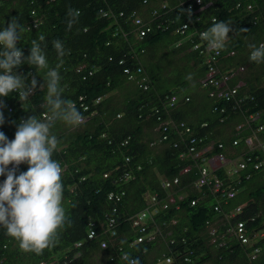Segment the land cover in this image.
<instances>
[{
	"label": "trees",
	"instance_id": "trees-1",
	"mask_svg": "<svg viewBox=\"0 0 264 264\" xmlns=\"http://www.w3.org/2000/svg\"><path fill=\"white\" fill-rule=\"evenodd\" d=\"M210 1L204 0L205 3ZM214 1L200 14L193 15L194 18L201 17L195 27L199 31H206L214 22L231 24L233 30L228 34L229 40L223 49L225 58L220 60V66L233 71L245 67V74L242 72L231 86L242 81L244 92L254 98L236 111L226 101L215 103L206 95L211 101L207 111L202 96L197 106V98H192L190 102L173 109L172 118H169L163 114L164 103L172 95H177V91L161 87V70L156 66H147L143 57L150 47L156 46L165 38L175 37L176 43L181 40L173 31L176 24L189 20L188 16L184 15L179 19L171 13L166 18L176 22L171 25L170 30L158 29L156 22H152L153 30L146 36L139 37L129 16L135 12L149 22L153 10L161 9L158 1L0 0V30L6 28L12 18L18 17L24 30L17 47L27 57L30 55L32 41L36 40L41 44L48 63L47 69H36L27 63L14 69L15 74L24 79L26 87H31L33 79L37 86L32 95L22 101L16 93L0 97V112L4 117L0 132L11 142L21 121L27 120L30 115L41 119L43 113H48L45 99L46 73L53 69L61 77L62 98L73 102L82 115L88 117L85 123L73 127L72 131L61 129L58 124L62 121H57L50 129V133L58 140L52 159L62 168V206L66 213L65 224L58 231L55 245L46 248L39 255L25 252L19 247V242L8 236L6 229L0 226V264H127L122 259L124 252L129 258L138 259L139 264H155L164 254L172 257L175 264H264V169L254 170L248 167L246 171L236 175L228 183L235 189L236 196L226 199V203L210 192L192 190L191 184L198 178L197 170L193 169L189 174L181 176V184L189 192L186 203L182 204L180 210L173 207L162 210L154 217V222L148 223L147 235H154L153 240L146 238L142 243H135L140 231L133 227L132 218L147 207L151 196L165 195L167 192L161 186L162 181L178 176L188 163L179 158L184 145L174 127L168 141L161 143L162 147L157 153L150 149L156 143L155 138L144 140L142 137L145 126L154 129L158 124L157 114L152 116L156 109L160 110L159 114L164 119H171L174 125L184 122L191 127L193 136H208L210 140L224 143L228 147L226 154L229 157L238 156L242 151L243 142L234 147L235 139L248 137L253 130L264 125V86L259 84L264 77V62L256 63L249 59L253 50L251 46L259 47L264 44V0ZM175 2L177 0L171 1ZM249 3L254 6V13L246 10ZM69 9L79 12L78 23L71 30L67 28ZM40 36L44 37L43 41L39 40ZM56 40L64 45L66 54L62 58L58 57L53 46ZM194 41L198 42V37ZM191 46L188 42L176 47L173 52L179 54L188 51L182 57L184 65L177 72L182 77L190 71L193 64L197 67L199 62H203L199 52L189 51ZM232 50L236 54L227 56ZM121 59L124 62L120 65ZM187 62L188 65H185ZM259 64L261 68L258 70L256 67ZM138 68H141V73H137ZM126 69L133 71V78L130 80ZM248 71H252L255 76L248 74ZM201 72L200 76L195 75L193 79L203 86L202 81L206 75L204 65ZM144 76L148 78L147 82L140 81ZM190 82L191 78L186 75L181 78L179 86H187ZM130 83L135 84L136 88L131 89ZM144 84L148 85L147 89H144ZM81 97H84L83 101L80 100ZM98 98L101 99L97 101ZM216 104L227 109L225 116L228 117L223 123H220L221 115L213 110ZM82 105H87L88 110L84 111ZM255 113L260 115L255 121H251V128L237 131V125L245 123L250 114ZM203 123H208V126L202 128ZM224 126L230 128L225 138L221 136ZM128 137L131 140L126 146H122ZM257 137L264 139V130L259 131ZM174 140L181 144L179 148L172 147ZM126 157L130 158L129 162ZM11 165L7 170L15 168L17 176L28 170L27 163L18 167ZM138 166L141 169L138 170ZM126 173H129L128 178L124 177ZM247 174H250L249 178L246 177ZM225 175V170L222 169L219 176L223 179L226 178ZM5 179L6 175L0 176V185ZM122 191L125 194L120 202L109 199L111 192ZM191 200H196V205L191 206ZM215 204H220L225 212L240 205L243 207V212L230 223L235 220L245 221L248 244H241L228 234L222 238L225 240L223 246L210 243L206 221L223 218V215L214 210ZM109 217L116 219L120 236L118 246L108 242ZM225 229L226 227L221 226L219 231L224 234ZM91 230L95 231L94 239L88 238ZM103 241L108 242L107 248H101ZM77 243L80 246H76ZM156 244H162L164 250L151 256L150 251ZM256 250V258H250ZM187 256L195 262H185Z\"/></svg>",
	"mask_w": 264,
	"mask_h": 264
},
{
	"label": "clouds",
	"instance_id": "clouds-1",
	"mask_svg": "<svg viewBox=\"0 0 264 264\" xmlns=\"http://www.w3.org/2000/svg\"><path fill=\"white\" fill-rule=\"evenodd\" d=\"M177 2L171 3L165 0L159 1V5H162V3L175 5ZM67 15L69 17L67 20V28L68 30H71L72 27L78 23L79 12L77 10L69 9ZM186 21L189 20H185V22ZM184 26L187 27V25ZM230 26L231 24L223 21L214 22L208 30L200 34L201 39L207 43V50L209 52L219 54V52L224 49L226 42L229 39L228 34L233 30ZM23 30L24 26L18 17L12 18L8 26L3 30H0V97H7L11 93H16L20 101L25 100L32 95L36 89L37 82L33 79L31 87H26L24 79L21 76L16 75L14 69L19 68L22 63H27L36 67V69L48 68L45 53L42 51L41 44L36 40L32 41L30 55L27 57L24 56L21 48L17 47V43L21 39L20 34ZM39 40L43 41L44 37L40 36ZM53 46L58 57L62 58L66 54L64 45L60 40L54 41ZM251 47L253 50L249 56L250 61L256 63L264 62V44L259 47H256L255 45H252ZM189 51L191 50L189 49ZM120 61H122V59ZM244 72L245 70L243 73ZM46 76L47 94L45 99L48 106V113H43L41 119H38L34 115H30L27 120L21 121L15 133V138L11 142L7 140V137L3 132H0V176L6 175V179L3 184L0 185V226H3L6 229V234L8 236L19 242V247L23 251L34 252L38 255L42 254L43 250L46 248L55 245L58 231L64 226L66 220L65 209L62 206L64 191L61 182L62 168L57 161L52 159L53 152L57 149L58 140L55 135L50 133V129L57 121H62L71 127H77L85 123L84 116L77 109L76 105L73 102L62 98L63 89L60 87L61 77L58 74V71L54 69L49 70L47 71ZM235 80L236 78H234L232 82ZM44 84L41 87H43ZM244 87L245 86H243V91ZM172 96L178 97L177 104L174 108H169L166 105L170 97L168 98V101L164 103L165 109L163 114L167 115L169 118H172L171 113L173 109H176L182 103L190 102L192 99L190 95L184 97H180L179 95ZM185 98H189L190 100L186 101ZM100 99L101 98H98L97 101ZM80 100L83 101L84 97H81ZM6 108L8 110V106H6ZM82 108L84 111L88 110L87 105H82ZM10 111H12L11 106ZM159 113H161L160 110L156 109L152 114V116L157 114L156 118L158 123L153 129L155 134H158V141H156L153 146H159L161 143L167 142L169 139V136L166 140L162 139L164 135L162 131L163 126H161L162 122L169 123L171 129L175 124L171 119H164L163 116H161L162 114ZM159 117L161 120L158 119ZM3 123V113L0 112V125ZM146 127H148V125L145 126V128ZM130 140L131 138L128 137L124 140L122 146H126ZM175 142L176 140L172 142V145H174ZM163 146L165 147L164 144ZM182 153L183 152L179 154V158ZM127 158L129 157H126V159ZM22 163L28 164V170L17 176L15 168H11L15 166L18 167ZM10 164H12V167H10L11 170H7ZM193 169L197 170V175L199 177V169L197 166L192 168L191 171H193ZM181 171L178 176L174 177H178L180 183L170 189H165L167 193L162 196L167 202H169V196H174L176 203L175 205H170V207H173L176 210H180L182 204L186 203V199L189 198V192H186V188L181 184V176H185L191 171L187 174H181ZM174 178L167 180H173ZM165 180L166 179L163 181ZM194 182L191 184V188ZM181 196H185V199L181 200ZM148 202L147 207L149 205ZM154 217L147 221V227L149 222H154ZM91 231L88 234V238L94 239L96 234L94 238L89 237ZM148 237L149 235L146 238ZM149 240H153V237ZM108 242L110 243V240H108ZM253 254L256 255L257 250L251 254L250 258H252ZM165 257H167L165 254L162 255L155 264ZM123 258L127 261V264H139L138 259H130L127 255ZM192 261L195 262L193 258H191V261L185 262L190 263ZM40 264L49 263L41 262Z\"/></svg>",
	"mask_w": 264,
	"mask_h": 264
},
{
	"label": "built area",
	"instance_id": "built-area-1",
	"mask_svg": "<svg viewBox=\"0 0 264 264\" xmlns=\"http://www.w3.org/2000/svg\"><path fill=\"white\" fill-rule=\"evenodd\" d=\"M215 1L211 0L208 3H205L204 0H178L177 4L169 5L168 3H162L161 9L153 10L151 14V19L149 22H146L142 17L137 13H132L129 16V19L136 26V32L139 34V37L146 36L149 32L153 30L152 22H156V27L162 29L163 31L170 30L171 25L176 22L173 19L166 18L171 13H174L179 19L183 18L184 15L189 17V21L180 22L176 24L173 33L180 36L182 39L179 40L176 44L177 47H181L184 44L190 42L192 46L190 47L191 51H197L202 56V65L206 68V75L203 80V86L208 90V96L210 99L214 100L215 103L226 101L231 105L232 110L236 111L242 104L247 103L249 99L253 100V96L243 91L244 83L238 81L235 85L231 86L234 78L240 77V74L245 70L244 67H240L236 71L225 70L221 68L220 60L224 59L223 49L216 54L214 52H209L207 50V43L201 39L200 34L203 31H199L195 24L200 21V16L194 18L193 15L197 14L205 9L206 7L212 5ZM239 7V5H238ZM246 10L250 13L255 12L254 6L249 3L247 4ZM161 11V12H160ZM190 12V15H189ZM123 15V14H121ZM160 17V20H158ZM158 21V22H157ZM215 21V19L213 20ZM166 22H170L167 24ZM184 25H187L185 27ZM118 34V29L116 30ZM198 37V42L194 41V38ZM229 40V39H228ZM236 54V51H229L227 56H233ZM123 63V60L120 61V64ZM125 72L129 75V78H133V71L126 69ZM138 73H141V68H138ZM142 82H147V78L144 76L141 78ZM144 89L148 88L147 84L143 85ZM186 101H189V98H185ZM178 97L172 96L167 102L169 108H174L177 104ZM215 113L221 115L220 123L225 122L228 115L225 116L227 109L225 107H219L217 104L213 108ZM260 113L250 114L245 123H242L237 126V131H242L246 127L251 128V121H255L259 117ZM161 120V118H158ZM88 120V117L84 116V122ZM162 131L164 133L162 139H168L169 132L171 128L169 123L162 122ZM208 123H203L202 128L207 127ZM177 133L179 134L181 142L184 145V151L180 155L182 161L187 160L188 164L184 166L181 171V174L189 173L192 168L197 166L199 169V177L192 185L193 191L196 192H210L215 195L216 198H221V200L226 201V199H231L236 196L235 189L231 188L228 183L231 180H234L236 175L242 171H246L248 167L253 168L254 170H263L264 169V139L258 138L257 133L264 130V125H261L258 129L253 130L252 135L235 139L233 141V146L237 147L240 145V142H243L242 151L238 156L228 157L226 154L227 146L222 142H217L210 140V137H196L193 136L192 128L187 126L184 122H181L173 126ZM127 143V142H126ZM181 144L175 142L173 147L179 148ZM261 154V155H260ZM130 161L129 158L126 159ZM229 168V169H227ZM137 169H141V166H138ZM224 169L226 173V178H221L218 174L220 170ZM107 177V175H105ZM125 178L129 177V173L124 175ZM247 178L250 177V174L246 175ZM229 179V182H228ZM180 180L178 177L173 180H165L162 182V187L164 189H170L175 185H178ZM206 189V190H205ZM125 192L109 194V199L114 200L115 202H120ZM169 202L155 194L150 197L148 207L143 210L138 215L132 218L133 227L137 228L140 231V235L137 237L135 243L143 242L147 235V221L153 219L154 216L160 214L164 209L170 207V205H175L176 199L174 196L168 197ZM181 200L185 199V196L180 197ZM196 200H191L190 205H196ZM226 203V202H225ZM178 208V206L176 205ZM214 210L223 215V218H216L214 221L207 220L206 228L208 230V235L210 238V243L223 246L225 240L222 238L226 237V234L233 236L241 244H248L249 239L246 235V223L245 221L238 220L234 223H230L235 219L239 214L243 212V207L237 206L228 211H223L220 204H215ZM253 220V219H252ZM108 227L107 233L109 234V240L114 246L120 244L118 230L116 228V219L113 217L108 218ZM226 227V233L222 234L220 227ZM221 233V234H220ZM95 231L92 230L89 237L94 238ZM149 239H152V236L149 235ZM80 244H77L79 246ZM108 246L107 241L102 243V248ZM128 254L123 253V257ZM129 257V256H128ZM256 255H252V259H255ZM132 259V258H130ZM185 261H191L190 257H187ZM156 264H174V259L172 257H165L164 259L158 261Z\"/></svg>",
	"mask_w": 264,
	"mask_h": 264
},
{
	"label": "rangeland",
	"instance_id": "rangeland-1",
	"mask_svg": "<svg viewBox=\"0 0 264 264\" xmlns=\"http://www.w3.org/2000/svg\"><path fill=\"white\" fill-rule=\"evenodd\" d=\"M155 1L159 2V1H165V0H155ZM167 1L171 2L172 0H167ZM175 50H176V39H175V37L165 38L160 43H158L156 46L150 47L149 52L143 57V61L145 62V64L147 66H150V67L156 66L158 70L159 69L161 70L160 75L163 78L161 80V85H162L161 87L166 88V89H176V91H177L176 94L179 95L180 97L190 95L191 98H195V99L197 98L195 100L196 106L199 105L200 97L202 96L205 103H206L207 111H208V108L211 105V101L206 96V95H208V90H207V88H203L202 85H199V81L193 79V78H195V75L200 76L202 74V72H201V67L203 66L202 63L199 62L197 67L194 66V64H193V66L191 65L192 67L190 68V71L186 74L188 77L191 78V82L187 86H184V87L179 86V82H180L181 78L183 79L184 76H186V75H184L182 77V75L177 74V72L179 71L181 66L184 65V63L182 61L183 60L182 57L188 51L176 54V53H173V52H175ZM189 61L192 62L193 60H189ZM185 65H188V62ZM256 68L259 70L261 68V65L260 64L257 65ZM245 72H244V74H245ZM247 73L255 76V74H253L252 71H248ZM259 84L264 86V77L261 78ZM129 86L131 87V89L136 88V85L132 84V83H130ZM58 125L63 130H66V129H69L71 131L73 130V127H71V126L68 127L64 122H60ZM152 128H148V127L145 128V130L143 131V134H142V137L144 138V140H149V139L155 138V140L158 141V134H155V131ZM229 130H230L229 127L226 128L224 126L221 129V131H222L221 136H223L225 138V136L227 135V132ZM150 149L156 153L159 152V150H160L156 146H150ZM162 149H164V148H162ZM227 169H229V168H227ZM162 250H164L163 245L162 244H156L154 249H152L150 251V253H151L150 255L156 256L159 253H161Z\"/></svg>",
	"mask_w": 264,
	"mask_h": 264
},
{
	"label": "crops",
	"instance_id": "crops-1",
	"mask_svg": "<svg viewBox=\"0 0 264 264\" xmlns=\"http://www.w3.org/2000/svg\"><path fill=\"white\" fill-rule=\"evenodd\" d=\"M157 147H158L159 149H161L162 146L159 145V146H157Z\"/></svg>",
	"mask_w": 264,
	"mask_h": 264
}]
</instances>
